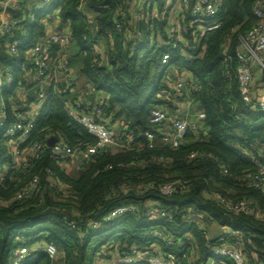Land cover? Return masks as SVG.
Wrapping results in <instances>:
<instances>
[{"label": "trees", "instance_id": "16d2710c", "mask_svg": "<svg viewBox=\"0 0 264 264\" xmlns=\"http://www.w3.org/2000/svg\"><path fill=\"white\" fill-rule=\"evenodd\" d=\"M79 1H54L57 14L71 29L72 42L67 52L54 48L52 56L55 60L67 54L69 64L73 68L76 64L75 89L85 79L93 96L103 93V117L115 127L119 145L84 160L74 175L66 168L70 158L55 157L51 148L33 160L28 173L13 165V139L7 132L20 101L27 97L21 93L33 83L34 66L26 50L46 34L47 24L40 22L45 14L39 15L26 37L29 44L18 57H4L0 50V65L14 63L16 78L3 93L7 120L0 127V264H13L14 252L23 246L48 244L57 248L55 259L40 251L24 264H99L113 255L118 264H126L120 261L133 249L150 251L153 247L175 255L181 264H207L220 241L215 234L206 235L187 224L190 214L200 216L213 229L227 226L243 231L246 264H264V218L259 216L264 213V189L251 184L258 170L254 159L264 163V114L241 94L236 56L240 37L257 23L256 0H223L218 16L204 22L216 20L221 26L200 40L194 38L198 23L188 11L190 31L185 34V45L176 48L164 44L174 4L169 0H152L156 16L130 24L128 15H119L121 9H130L128 0H89L86 11L95 16L93 25L98 26L93 35ZM117 17L123 22L121 31L115 26ZM22 37L6 35L0 47ZM97 45L102 54L96 51ZM167 53L170 60L163 64ZM183 79L199 89L192 96L205 113L204 132L190 131L179 147L171 148L162 142L163 133L150 117L155 108L173 107L172 86ZM152 86L155 91L150 95ZM73 96L49 88L35 128L19 144V152L26 150L27 155L32 142H45L50 136L78 152L96 143L67 115L65 100ZM150 132L156 135L153 148L143 137ZM193 152L200 155L191 158ZM36 176L39 181L30 195L16 199ZM173 181H180L182 188L171 196L163 195L160 187ZM206 190L231 201L252 199L256 211L230 213ZM152 205L171 210L174 220L147 218L145 212ZM121 206L137 211L106 221ZM94 222L98 228H93ZM129 264L149 263L145 259Z\"/></svg>", "mask_w": 264, "mask_h": 264}, {"label": "built area", "instance_id": "2783aa9c", "mask_svg": "<svg viewBox=\"0 0 264 264\" xmlns=\"http://www.w3.org/2000/svg\"><path fill=\"white\" fill-rule=\"evenodd\" d=\"M55 0H2L0 5V40L6 35L14 36L19 33L22 38L14 41H8L1 51H5L11 56L18 57L21 49L28 46V39L32 25L39 19V15L45 14L44 18H40V22L47 24L46 34L32 47L26 50L34 68L32 69V85L25 88L24 94L27 96L28 90L35 86H39L36 97L29 101V97L22 98L20 105L16 110V119L8 127L7 135L13 140L10 144L14 151L15 159L13 165L21 166L23 173L31 170V163L34 159L40 157L47 148H51L55 157L62 159L69 157L70 160L81 157L84 160H91L97 153L103 151L111 145H119L116 137V129L110 125L109 121L103 117V106L105 104V96L103 93L94 96L95 103H91L90 97L93 96L92 91L84 90L65 100V110L68 117L73 123L82 126L88 134L96 139V143L87 146L84 150L78 152L71 149L66 143L59 138L54 147H49L47 141H34L28 148L29 157L20 158L18 150L19 144L31 135L35 128L37 118L43 108L47 92L50 87H54L56 91L70 94L75 91L76 71L67 61V54L53 58L54 48L67 51L72 42V32L70 27L64 24L61 17L57 14L54 5ZM130 9H121L119 15H128L129 24L138 23L141 20H149L150 17L156 16V10L152 0H128ZM89 0H80L79 9L83 11L88 22L89 32L93 35L98 31L95 22V16L86 11ZM173 2L171 18L167 27L166 45H172L174 48L185 45V34L190 31L189 25L186 23V13L189 11L192 17L198 23V28L194 32V38L200 40L207 32L218 29L220 21H213L205 25L206 19H214L218 16L223 0H169ZM13 9L14 12L8 10ZM55 12V14H51ZM253 14L257 18V23L239 39L237 46V59L239 62L237 68V78L243 98L253 104L257 110L264 114V94L261 97L254 95L253 84L255 80V70L259 69L264 73V0H256L253 6ZM51 19V20H50ZM50 20V21H48ZM116 28L121 31L123 22L117 17L114 18ZM63 27L60 28V24ZM140 36L141 32L138 31ZM96 51L102 54L101 47L97 45ZM170 60V54H165L162 63L167 64ZM0 65V72H1ZM185 75L188 76L186 73ZM15 73L9 68L0 76V84L3 89L11 87L15 82ZM264 89V84L259 83ZM199 89L196 85H188L186 80H179L172 86V97L169 99L173 103V107L155 108L152 110L150 122L157 125L162 131V141L171 148L179 147L188 132L192 131L196 134L204 132L202 121L205 113L199 109L196 114L191 113V107L195 104L192 96L193 92ZM174 110V111H173ZM172 112H175L172 114ZM194 118L191 120V118ZM7 120V112L5 107L0 110V127L5 125ZM167 123H170L167 125ZM150 142L149 147L155 146L156 135L150 132L145 135ZM51 137V136H50ZM49 137V138H50ZM132 141L131 136H127ZM26 151V150H25ZM27 153V152H26ZM200 155L193 152L191 158ZM257 165V172L252 177V186L264 189V163L254 159ZM38 177H34L27 187L23 188L16 194V199H23L30 195L31 190L38 184ZM182 188L180 181L165 183L160 187V192L165 196H171ZM208 197L218 201L230 213H255V201L252 199H243L241 201H231L218 192H204ZM137 209L133 206H121L112 210L106 221H110L127 213H135ZM145 216L152 220L173 221L174 216L171 210L161 206H149L145 212ZM264 218V213L259 215ZM186 223L195 225L206 235L215 234V239H219L220 244L213 248V257L207 264H246V253L244 251V235L240 230H233L231 227H221L222 232L216 238L218 229L208 227L202 218L196 214H190L186 218ZM99 223L94 222L93 228H98ZM169 243L174 244L172 240ZM184 242L180 243L183 246ZM45 252L51 259H55L58 255L57 248L53 244L45 246H23L17 249L13 255V264H24L25 260L38 252ZM147 260L149 264H181L175 255L163 252L159 247H153L150 251L133 249V253L121 259L122 263H138ZM189 264H194L190 262Z\"/></svg>", "mask_w": 264, "mask_h": 264}, {"label": "crops", "instance_id": "0c3cea01", "mask_svg": "<svg viewBox=\"0 0 264 264\" xmlns=\"http://www.w3.org/2000/svg\"><path fill=\"white\" fill-rule=\"evenodd\" d=\"M64 52H67V51H64ZM255 74H256V76H255V80H254V83L257 81V80H259L260 81V76L263 74L264 75V73L262 72V71H260L259 69H257V70H255ZM77 75H79L78 73L76 74V76ZM81 81H86L85 79L84 80H81ZM261 82V81H260ZM259 82V83H260ZM1 83V82H0ZM83 83V82H82ZM259 83H258V85L255 87V84H253V90H254V95L256 96V97H261L263 94H264V89L263 88H261L260 86H259ZM1 85V84H0ZM79 85V84H78ZM89 86H86V87H84V88H82V89H75V91H74V96L75 95H78V94H80L81 92H83L84 90H88V91H92V89L89 87ZM1 89H2V95H3V93H4V89H3V87H1ZM76 92V93H75ZM78 93V94H77ZM93 98L92 99H90V101H91V103H92V101L94 100V96H92ZM4 107V102L2 101V104L0 105V110L2 109ZM193 107V108H192ZM191 107V113H194V114H196V110H198L199 108H198V106L197 105H193ZM198 108V109H197ZM194 118V116L191 118V120ZM168 124H170V123H167V125ZM169 126V125H168ZM163 142V141H162ZM20 153H21V155L22 156H20V158H24V157H26L27 155H26V151H20ZM77 160V162H79L80 161V163H79V167H77V169H76V171L80 168V166H81V163L84 161V159H82L81 157H77L76 159H74V160H71L70 162H68V163H66L67 165H70V164H73V163H75V161ZM67 165H66V168H67ZM101 261H102V263L103 264H118L119 263V260H118V258H117V256L116 255H113L111 258H103V259H101Z\"/></svg>", "mask_w": 264, "mask_h": 264}, {"label": "rangeland", "instance_id": "374dc122", "mask_svg": "<svg viewBox=\"0 0 264 264\" xmlns=\"http://www.w3.org/2000/svg\"><path fill=\"white\" fill-rule=\"evenodd\" d=\"M102 49V48H101ZM103 50V49H102ZM104 53H105V49H104ZM14 66H15V64L14 63H11V64H8V65H6V66H1V72H0V76H2L4 73H5V71L8 69V68H14ZM74 66V68H77V66H76V64H74L73 65ZM260 81L264 84V75L262 74L261 76H260ZM259 80H257L254 84H255V87L258 85V83L260 82ZM83 83H80V85H79V89H82V88H84V87H86V86H89L88 85V81H82ZM79 84V83H78ZM1 87H2V85H0V105L2 104V101H3V95H2V89H1ZM154 91H155V87L154 86H152L150 89H149V94L150 95H152L153 93H154ZM195 106V105H194ZM193 108V107H192ZM198 109V108H197ZM196 111H199V109L198 110H196ZM175 112H172V114H174ZM74 160V159H73ZM79 163H80V161L79 162H77V160L75 161V163H73V164H70V165H67V170H68V172L71 174V175H74L75 173H76V169H77V167H79ZM99 264H103L102 263V261L100 260V262H99Z\"/></svg>", "mask_w": 264, "mask_h": 264}, {"label": "water", "instance_id": "95a60500", "mask_svg": "<svg viewBox=\"0 0 264 264\" xmlns=\"http://www.w3.org/2000/svg\"><path fill=\"white\" fill-rule=\"evenodd\" d=\"M8 10L14 12L13 9H11V8H8ZM63 25H64V24L61 23V24H60V28H62ZM1 55H3L4 57H7V58H11V55L8 54V53H6L5 51H3V52L1 53ZM38 89H39V86H35V87H33L32 89L28 90V92H27V96H28L29 98H31V99H34V98L36 97V93H37V90H38ZM92 98H93V97H90V99H92ZM143 137H144L145 140H146V136L144 135ZM58 141H59V138H58L57 136H51L50 138H48L47 143H48L49 147H54L55 144H56ZM9 156H10V155H9ZM221 232H222V228L220 227V228L218 229L217 233H216V238L219 237V235L221 234Z\"/></svg>", "mask_w": 264, "mask_h": 264}]
</instances>
